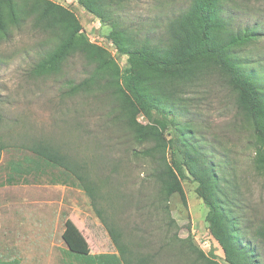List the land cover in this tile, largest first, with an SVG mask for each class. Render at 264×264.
I'll return each mask as SVG.
<instances>
[{"label":"rangeland","instance_id":"obj_1","mask_svg":"<svg viewBox=\"0 0 264 264\" xmlns=\"http://www.w3.org/2000/svg\"><path fill=\"white\" fill-rule=\"evenodd\" d=\"M50 1L71 10L88 40L104 48L122 70L127 66V56L110 41L109 25L77 0ZM225 3L232 30L249 28L259 34L235 56L264 83V0ZM189 4L190 0H132L118 12L122 25L137 31L139 39L147 35L155 40ZM45 36L15 30L0 45V262L71 264L62 237L67 228L77 235L85 254L118 255L80 182L28 149L48 140L88 166L101 190L98 207L109 223L119 226L136 253L152 256V264H228L208 231V208L196 193L197 183L182 180L185 201L173 196L168 218L158 208L153 183L142 186L151 173L150 162L140 155L147 146L136 142L120 117L117 96L111 90H71L92 70L84 57L68 59L54 74H31ZM167 87L176 104L183 100L186 106L188 114L180 121L191 123V138L201 140L207 154L219 162L223 188L228 191V182L232 185L235 210L243 206L257 225L264 224V175L254 166V131L238 113L226 81L206 73L182 87ZM139 120L146 122L143 116ZM176 131L170 127L168 138H175ZM255 244L264 264V243Z\"/></svg>","mask_w":264,"mask_h":264},{"label":"trees","instance_id":"obj_2","mask_svg":"<svg viewBox=\"0 0 264 264\" xmlns=\"http://www.w3.org/2000/svg\"><path fill=\"white\" fill-rule=\"evenodd\" d=\"M129 1L77 0L112 28L111 43L118 53L127 56L123 70L104 48L88 40L71 10L50 0H0V45L9 41L15 30L46 35L40 42V59L30 71L36 77L60 71L72 57H84L92 70L71 90H111L117 96L120 117L136 142L147 146L140 155L150 162L151 173L142 186L153 183L158 208L171 218V198L179 195L185 201L182 180L196 182V193L208 208V231L225 252V262L261 264L255 242L264 243V224L257 225L243 206L235 210L230 198L232 185L228 182V191L223 188L219 162L207 154L201 140L191 138V123L180 121L188 114L186 106L183 100L176 104L167 87H182L206 73L221 76L235 94L238 113L253 128L254 166L264 175V83L253 72H247L235 56L237 49L256 40L259 34L249 28L232 30L226 19L225 0H190L188 7L169 21L159 39L147 35L139 39L137 31L122 25L118 12ZM170 127L177 128L175 138L167 136ZM28 149L80 182L118 253L87 255L77 235L67 228L62 237L71 264H152V256L136 253L124 240L119 226L107 221L98 207L100 187L85 163L48 140Z\"/></svg>","mask_w":264,"mask_h":264}]
</instances>
